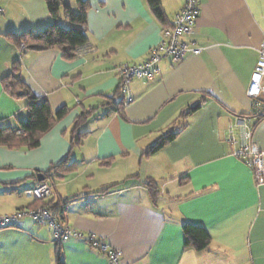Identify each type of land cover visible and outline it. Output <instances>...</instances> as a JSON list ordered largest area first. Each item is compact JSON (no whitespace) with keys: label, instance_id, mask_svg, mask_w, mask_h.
<instances>
[{"label":"crops","instance_id":"1","mask_svg":"<svg viewBox=\"0 0 264 264\" xmlns=\"http://www.w3.org/2000/svg\"><path fill=\"white\" fill-rule=\"evenodd\" d=\"M63 1L76 10L75 0ZM160 1L164 22L147 0H89L88 44L69 61L57 49L22 54L5 37L49 26L44 0H0V127H19L27 118V100L2 85L15 63L16 75L53 112L69 110L38 148L0 146V215L37 207L25 192L69 158L74 168L47 181L52 196L45 201L78 197L63 223L120 250L124 264H264V184L257 186L233 155L244 123L264 154L263 103L247 95L264 42V0H200L186 39L201 53L179 63L162 60L160 75L132 81V102L119 108L126 95L117 68L144 62L185 4ZM60 23L69 26L63 13ZM198 103L197 112L180 118ZM85 111H92L79 129L85 137L72 149L75 121ZM172 129L180 130L177 138L147 154ZM150 181L158 188L156 203ZM185 223L209 233L206 249L186 247ZM58 253L66 264H110L87 240L57 246L51 228L27 216L18 227L0 229V264H56Z\"/></svg>","mask_w":264,"mask_h":264},{"label":"trees","instance_id":"2","mask_svg":"<svg viewBox=\"0 0 264 264\" xmlns=\"http://www.w3.org/2000/svg\"><path fill=\"white\" fill-rule=\"evenodd\" d=\"M52 22L45 29L35 32L25 30L20 34L8 33L6 39L16 46L22 54L28 51L41 52L51 49L59 50L64 59H75L81 48L88 44V35L86 31V18L90 9L89 0H75L76 10L64 3L63 0H44ZM148 6L154 16L161 22H164V12L160 0H147ZM68 22L69 26H63L60 23L61 14ZM169 26H166L167 28ZM18 63H15L10 75L2 80L4 90L13 97H23L27 100V118L21 122L19 127H0V146L14 149L33 150L40 146L41 138L49 132L55 124L63 119L69 112L64 107L57 112H53L49 102L46 99H40L35 96L21 77L17 76ZM120 89V87H119ZM125 106L124 100L117 104V107ZM201 108V103L190 107L182 113L180 118L186 120L188 116L197 112ZM116 110V109H114ZM118 111V110H117ZM92 116V111L82 112L76 119L72 131L73 138L71 142L72 149L82 143L85 134H79V129ZM180 130L172 129L163 134L158 141L148 149L147 154H153L160 151L166 145L172 143L178 136ZM74 168V163H70L69 158L53 166L43 173L44 181L47 182L55 175L62 176ZM39 181V183H42ZM154 203L158 199V188L156 183L150 181L146 184ZM105 190L104 192H107ZM78 197L64 199L55 203L54 201H45V199L35 200L37 207H47L55 212L63 222L64 212L67 205ZM36 208V207H35ZM186 247H192L196 250L206 249L211 238L209 233L202 227L185 223L183 225ZM56 264H66L58 253Z\"/></svg>","mask_w":264,"mask_h":264},{"label":"built area","instance_id":"3","mask_svg":"<svg viewBox=\"0 0 264 264\" xmlns=\"http://www.w3.org/2000/svg\"><path fill=\"white\" fill-rule=\"evenodd\" d=\"M5 10L0 8V16ZM200 15V0H185L184 7L176 14L171 26L163 30L161 42L153 47L148 58L140 64H123L117 68L119 87L126 95L125 104L132 102L129 86L135 79L154 80L160 75V62L170 59L174 63L184 60L189 54L199 55L201 49L192 41H188ZM249 98L261 100L264 111V42L260 50V57L251 77V84L247 92ZM254 129L242 124V145L233 152L234 157L242 161L251 171L255 184H264V159L253 138ZM229 141L235 142L232 127H230ZM33 200L47 199L52 196V187L48 182L38 183L33 189L25 192ZM30 217L38 225L51 228L53 241L61 246L72 238L87 240L95 249L105 253L110 264H124L120 250L109 248L95 235L85 237L82 233L65 225L59 216L47 207H36L30 210L17 211L12 214L0 215V229L18 227V221L23 217Z\"/></svg>","mask_w":264,"mask_h":264},{"label":"water","instance_id":"4","mask_svg":"<svg viewBox=\"0 0 264 264\" xmlns=\"http://www.w3.org/2000/svg\"><path fill=\"white\" fill-rule=\"evenodd\" d=\"M38 179H39L40 182L44 181L43 175H39Z\"/></svg>","mask_w":264,"mask_h":264},{"label":"rangeland","instance_id":"5","mask_svg":"<svg viewBox=\"0 0 264 264\" xmlns=\"http://www.w3.org/2000/svg\"><path fill=\"white\" fill-rule=\"evenodd\" d=\"M63 18V17H62ZM62 24V23H61Z\"/></svg>","mask_w":264,"mask_h":264}]
</instances>
